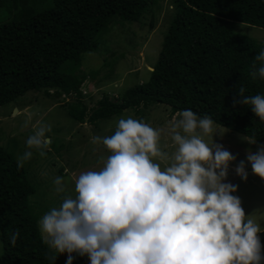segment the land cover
Masks as SVG:
<instances>
[{"label":"trees","instance_id":"1","mask_svg":"<svg viewBox=\"0 0 264 264\" xmlns=\"http://www.w3.org/2000/svg\"><path fill=\"white\" fill-rule=\"evenodd\" d=\"M52 2L49 8L29 9L0 23V107L29 90L46 96L53 90L56 97L74 94L77 101L68 105L69 116L91 125L127 109L165 104L173 114L191 109L264 143V121L250 106L234 103L243 99L241 85L245 96L264 95V79L251 75L260 67L254 58L264 46L234 30L235 23L264 29V0H173L175 12L148 80L121 96L103 95L89 115L75 87L83 56L99 47L101 33L114 20L138 21L150 0ZM16 161L0 145V264H52L30 200L35 187ZM14 231L19 237L12 245ZM259 236L264 242V231ZM78 259L76 264H82L84 257ZM54 264H60L58 254Z\"/></svg>","mask_w":264,"mask_h":264},{"label":"clouds","instance_id":"2","mask_svg":"<svg viewBox=\"0 0 264 264\" xmlns=\"http://www.w3.org/2000/svg\"><path fill=\"white\" fill-rule=\"evenodd\" d=\"M254 59L260 67L251 75L264 79V51ZM245 91L241 85L243 99L234 103L250 106L264 121V95L245 96ZM178 117L169 128L171 154L162 149L159 130L131 116L118 120L114 134L91 137L110 153L103 167L81 172L75 196L65 195L39 221L52 264L65 253L66 264H73V253L86 255L90 264H261L264 229L247 218L240 198L232 194L238 186L223 182L236 157L213 142L218 128L209 116L185 109ZM49 132L48 124L33 125L27 150L17 157L18 170L33 150L41 157L51 150ZM246 159L264 180V146L248 151ZM235 173L247 180L244 161ZM53 185L57 194L68 191L62 176ZM18 237L14 231L10 243Z\"/></svg>","mask_w":264,"mask_h":264},{"label":"rangeland","instance_id":"3","mask_svg":"<svg viewBox=\"0 0 264 264\" xmlns=\"http://www.w3.org/2000/svg\"><path fill=\"white\" fill-rule=\"evenodd\" d=\"M51 6L52 0H3L0 4V23L12 20L29 9L39 11ZM174 12L173 0H150L147 12L138 21L116 19L108 30L101 33L99 47L83 56L79 68L81 80L75 83L81 94L80 100L90 109L86 115L103 95L115 98L127 88L148 80ZM234 30L264 46L263 28L235 23ZM49 92L51 95L46 96L43 91L29 90L16 101L0 107V145L16 160L27 150L26 140L33 134V125L37 121L51 126V132L47 133L51 139V150L44 157L33 150V157L24 165L27 177L36 190L30 200L37 210L39 221L51 208L59 207L65 195L75 196L74 181L81 172L103 167L110 153L103 144L91 143V137L114 134L119 119L131 116L142 120L160 131V145L164 151L170 154L175 151L169 128L179 118V112L173 114L168 105L127 109L120 115L90 125L89 122L79 123L69 116L68 105L77 101L74 94L56 97L53 90ZM215 125L218 130L212 137L213 142L236 157L230 162L227 178L223 182L238 186L232 194L240 198L247 218L264 224V180L253 174L246 159L248 151L255 153L257 147L264 146V143L250 144L247 141L250 138ZM204 139L211 142L208 137ZM240 161L245 162L246 181L235 173ZM164 166L161 164L162 168ZM58 175L68 181V191L63 194L54 191L53 179ZM2 252L0 239V254ZM67 255L58 254L60 264H66ZM72 255L75 257L73 264H76L77 258L83 257L82 264H90L86 255Z\"/></svg>","mask_w":264,"mask_h":264},{"label":"crops","instance_id":"4","mask_svg":"<svg viewBox=\"0 0 264 264\" xmlns=\"http://www.w3.org/2000/svg\"><path fill=\"white\" fill-rule=\"evenodd\" d=\"M260 225V227H261V229H264V224H259ZM262 232V231H261ZM259 238H260V236H259ZM261 242V241H260ZM263 246H264V242H261V248H263ZM262 262V261H261Z\"/></svg>","mask_w":264,"mask_h":264},{"label":"water","instance_id":"5","mask_svg":"<svg viewBox=\"0 0 264 264\" xmlns=\"http://www.w3.org/2000/svg\"><path fill=\"white\" fill-rule=\"evenodd\" d=\"M151 70H153V68H151Z\"/></svg>","mask_w":264,"mask_h":264},{"label":"built area","instance_id":"6","mask_svg":"<svg viewBox=\"0 0 264 264\" xmlns=\"http://www.w3.org/2000/svg\"><path fill=\"white\" fill-rule=\"evenodd\" d=\"M64 95V94H63Z\"/></svg>","mask_w":264,"mask_h":264}]
</instances>
